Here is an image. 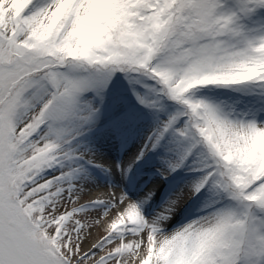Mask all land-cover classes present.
Returning <instances> with one entry per match:
<instances>
[{"label":"snow or ice","instance_id":"6c2138e0","mask_svg":"<svg viewBox=\"0 0 264 264\" xmlns=\"http://www.w3.org/2000/svg\"><path fill=\"white\" fill-rule=\"evenodd\" d=\"M0 264H264V0H0Z\"/></svg>","mask_w":264,"mask_h":264},{"label":"rangeland","instance_id":"374dc122","mask_svg":"<svg viewBox=\"0 0 264 264\" xmlns=\"http://www.w3.org/2000/svg\"><path fill=\"white\" fill-rule=\"evenodd\" d=\"M103 126V123L101 127ZM148 131V123L145 122L143 127L137 128L135 130V139H133L130 143H127L126 145H122L120 141L115 139L112 136L101 134L100 132L94 133L91 138V143L89 147L93 148L95 151H97L100 155L104 156L107 160H116L117 156L119 155V158L127 157L132 151H134V147H136V142L142 138L143 135H145ZM119 150V153L117 151ZM117 153V154H116ZM117 161V160H116ZM154 163V157H150L148 161L144 162L141 165L137 166V172L144 170L148 171L150 170V165ZM91 174L96 178L97 182L101 185L108 184L112 181H115L118 179V177L109 176L101 169H91ZM114 179V180H112ZM127 190V189H126ZM101 191H107V189H103ZM117 193H119L120 189H116ZM97 193L94 191L92 195H96ZM84 199H88V197H85ZM83 202V201H82ZM101 235V229L97 228L93 230V235L89 239L88 243H91L92 240H94L96 237ZM88 245L85 244V248Z\"/></svg>","mask_w":264,"mask_h":264},{"label":"bare ground","instance_id":"6f19581e","mask_svg":"<svg viewBox=\"0 0 264 264\" xmlns=\"http://www.w3.org/2000/svg\"><path fill=\"white\" fill-rule=\"evenodd\" d=\"M134 148H135V147H134ZM134 150H135V149H134ZM96 152H97V151H96ZM97 153H98V152H97ZM117 153H119V150L117 151ZM117 153H116V154H117ZM98 154H99V153H98ZM99 155H100V154H99ZM100 156H102V155H100ZM116 156H117V157H116V158H117L116 160H117V161H121L122 158H119V155H116ZM102 157L105 158L104 156H102ZM126 159H127V157H123V160H126ZM93 169L95 170V168H93ZM112 180H114V179H112Z\"/></svg>","mask_w":264,"mask_h":264}]
</instances>
